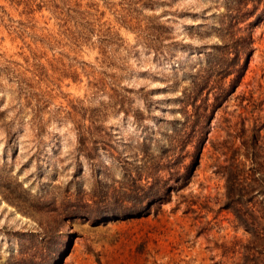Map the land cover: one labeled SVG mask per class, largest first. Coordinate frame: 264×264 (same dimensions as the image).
Instances as JSON below:
<instances>
[{
    "label": "rangeland",
    "instance_id": "374dc122",
    "mask_svg": "<svg viewBox=\"0 0 264 264\" xmlns=\"http://www.w3.org/2000/svg\"><path fill=\"white\" fill-rule=\"evenodd\" d=\"M236 2L0 0V264H264L225 170L257 134L261 191L235 208L263 210L264 21L202 151L170 145Z\"/></svg>",
    "mask_w": 264,
    "mask_h": 264
},
{
    "label": "trees",
    "instance_id": "16d2710c",
    "mask_svg": "<svg viewBox=\"0 0 264 264\" xmlns=\"http://www.w3.org/2000/svg\"><path fill=\"white\" fill-rule=\"evenodd\" d=\"M248 3L247 0H238L235 5L227 7L226 12L219 16L217 30L221 35V41L214 45L213 50L205 59V73L204 70L195 73L193 85L197 87L194 92L185 93L181 98L183 119L171 137V146L176 147V144H180L183 147L194 143L195 156H197L208 140L210 121L214 111L227 99L228 95L234 93L240 84L249 58L254 51L253 27L264 21V9L260 14H256L257 6L253 4L252 7H249ZM253 15L255 19L249 20ZM242 58L244 60L241 63ZM212 77L230 78L227 89L217 92L214 90V102L210 103L209 92L206 97H201V93L202 89L209 86ZM211 89L214 88L211 86ZM243 145H245V153L242 154V159L245 162L237 161L236 157L235 160L233 158L234 162L232 163L229 160V166H226V196L228 207L233 210L237 219L250 235L248 245L244 246L245 257H248V255L255 254L264 255V248L261 251L257 250L260 244L264 243V209L255 211L246 207L235 208L237 204L246 205V203L252 202L257 195L256 191H261L258 188L260 184H258L259 178H257L259 176L257 172H260L262 167L259 162L260 145L257 134L253 133L243 142ZM225 161L228 163L227 159ZM247 161L248 168L245 170L244 164ZM236 163L241 168L239 166L237 168Z\"/></svg>",
    "mask_w": 264,
    "mask_h": 264
}]
</instances>
